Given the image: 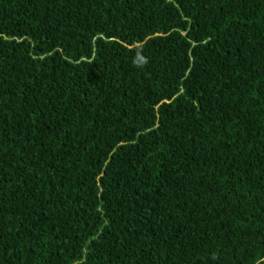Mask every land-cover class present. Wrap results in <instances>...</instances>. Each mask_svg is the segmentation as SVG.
<instances>
[{
    "label": "trees",
    "instance_id": "16d2710c",
    "mask_svg": "<svg viewBox=\"0 0 264 264\" xmlns=\"http://www.w3.org/2000/svg\"><path fill=\"white\" fill-rule=\"evenodd\" d=\"M0 264H264V0H0Z\"/></svg>",
    "mask_w": 264,
    "mask_h": 264
}]
</instances>
